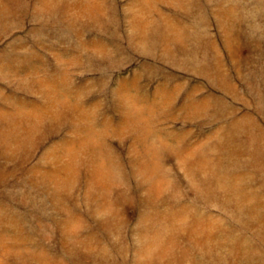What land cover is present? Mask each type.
<instances>
[{
    "label": "rangeland",
    "instance_id": "374dc122",
    "mask_svg": "<svg viewBox=\"0 0 264 264\" xmlns=\"http://www.w3.org/2000/svg\"><path fill=\"white\" fill-rule=\"evenodd\" d=\"M0 264H264V0H0Z\"/></svg>",
    "mask_w": 264,
    "mask_h": 264
}]
</instances>
